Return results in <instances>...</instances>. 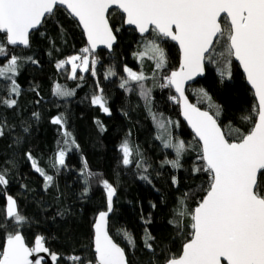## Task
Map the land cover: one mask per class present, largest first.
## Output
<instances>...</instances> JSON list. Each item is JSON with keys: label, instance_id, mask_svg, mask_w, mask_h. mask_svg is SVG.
Instances as JSON below:
<instances>
[{"label": "trees", "instance_id": "16d2710c", "mask_svg": "<svg viewBox=\"0 0 264 264\" xmlns=\"http://www.w3.org/2000/svg\"><path fill=\"white\" fill-rule=\"evenodd\" d=\"M109 22L117 37L113 54L89 52V71H76L75 79L67 63L64 67L58 64L82 55L87 45L79 25L63 9L47 17L31 35L30 47L6 45L7 55L0 56V66L12 55L21 58L15 75L20 94L12 96L17 104L9 108L0 103V124L4 126L0 171L6 169L8 180L7 185H0V223L7 224L0 228V251L8 232L19 231L28 247L43 237L50 252L60 256L59 264H74L68 259L73 255L81 257L82 264L94 263L93 225L98 214L108 211L103 180L116 189L109 233L125 250L129 264H166L170 257L181 255L184 242L191 238V212L206 194L210 174L193 171L204 167L202 149L181 120L173 90L160 86L166 83L165 75L178 69L179 50L154 33L138 37L133 29L124 27L116 10L109 14ZM221 23L223 26V19ZM150 39H155L167 55L163 71L155 67L151 56H140L143 43ZM230 59V78L220 75L222 61H206L205 78L188 89V97L212 113L230 142H239L253 129L258 108L238 65L233 57ZM126 68L147 78L140 83L150 89L149 101L140 95L136 81L120 87L128 77ZM109 71L116 75L109 76ZM56 85L74 95H55ZM9 87L10 81L0 80V100L9 98ZM98 89H103L110 114L92 103ZM56 116L66 121L74 144L65 143L68 138L61 126L52 123ZM155 121L165 125L162 130L169 142L184 143L181 154L160 143ZM125 142L132 149L129 165L123 163L121 146ZM61 150L65 152L63 166L57 163ZM28 153L46 175L53 177L51 184L33 167ZM172 161L180 166L173 167ZM8 196L16 201L19 214L26 217L19 227L6 219ZM180 211L187 214L181 217ZM177 221L182 227L177 228Z\"/></svg>", "mask_w": 264, "mask_h": 264}, {"label": "snow or ice", "instance_id": "6c2138e0", "mask_svg": "<svg viewBox=\"0 0 264 264\" xmlns=\"http://www.w3.org/2000/svg\"><path fill=\"white\" fill-rule=\"evenodd\" d=\"M57 6H65L69 15L78 19L83 26L90 46L82 49L84 54L99 44L111 48L115 42L113 26L108 19L109 9L119 11L123 23L135 26L141 34L151 36L154 33L156 38L175 41L179 45L182 53L180 67L165 75L163 79L166 83L160 86L174 87L183 101V115L202 142L200 158L205 162L203 168L193 171L208 172L210 185L191 212V238L184 242L182 254L170 257L166 264H264V0H0V34L4 37L0 40V56L7 55L6 45L30 47V33L47 17L53 16ZM221 41L224 43L217 51ZM146 48L155 60V67L163 71L167 66L164 49L155 39H150ZM143 55L140 54L141 58ZM231 57L242 65L259 100L258 122L239 142L226 139L213 115L189 103L184 95L186 81L203 73L205 61L211 63L214 58L217 63L222 61L220 75L230 78ZM20 59L12 55L0 66V80L10 81L9 98L0 100V103L9 108L17 104L12 96L20 94L15 80ZM66 63L71 65L73 79L76 78L77 68L89 71L88 55L69 57L67 61H61L58 67H64ZM125 71L128 77L120 87L125 88L131 81H136L140 86V95L149 101L150 89L140 83L147 79L144 74L127 68ZM108 75L115 76L116 73L109 71ZM128 90L131 91V88ZM201 92L207 97L206 92ZM55 95L66 97L74 93L56 85ZM172 99L176 100V97ZM92 103L110 114L103 89H98ZM33 115L39 116L38 113ZM52 123L61 126L63 135L68 138L65 143H75L62 116L54 117ZM161 127L165 125L161 124ZM3 135L4 126L0 124V137ZM164 146L175 148L178 155L185 147L182 141L178 144L165 142ZM121 149L123 163L129 165L132 163V149L127 142ZM27 156L36 171L51 184L53 177L38 167L31 153ZM57 163L60 166L65 164L63 150L57 155ZM170 163L173 167L180 166L178 161ZM5 173L6 169L0 171V185L8 184ZM101 183L107 190L108 212H111L116 189L107 180ZM108 212H101L94 225L98 264H129L125 250L108 235ZM186 214L184 211L178 213L181 217ZM5 216L17 227L26 221V217L19 214L16 201L11 196L7 197ZM175 223L177 228L182 227L178 221ZM4 227L7 224L0 223V228ZM125 235L134 245L131 237L127 233ZM146 246L152 250L150 243ZM41 252H49L44 246L43 237H38L35 247L30 248L19 231L8 232L6 246L0 251V264H41L43 257L35 261L30 259ZM50 255L52 261L58 259L56 254ZM68 259L74 264H82L79 256L73 255ZM87 264H91V261Z\"/></svg>", "mask_w": 264, "mask_h": 264}, {"label": "water", "instance_id": "95a60500", "mask_svg": "<svg viewBox=\"0 0 264 264\" xmlns=\"http://www.w3.org/2000/svg\"><path fill=\"white\" fill-rule=\"evenodd\" d=\"M57 9H63L64 11H66V12L69 14V11L66 9L65 6H57ZM112 11H114V9H109V14H110ZM116 11H117V10H116ZM118 12H119V11H118ZM119 13H120V12H119ZM120 14H121V13H120ZM69 16H70L75 22H77V24L79 25L80 30L82 31V33H83V35H84V38H85V42H86L87 47H90V46H89L88 39H87L86 32H85L84 29H83V26L78 22V19L74 18V17L71 16V15H69ZM108 19H109V17H108ZM222 19H223V17H222ZM221 21H222V20H221ZM43 23H44V22H43ZM43 23H42L37 29L33 30V31L30 33V37H31V35H32L33 33L37 32V31L41 28V26L43 25ZM109 23H110V22H109ZM110 25H111V24H110ZM124 27H125L126 29H133V30L136 32V34L138 35V37H140V38H145V37H148V36H149L148 33L141 34V33L135 28V26H130V25H127V24L124 23ZM113 31H114V30H113ZM114 35H115V32H114ZM115 36H116V35H115ZM30 37H29V38H30ZM165 40H168V39H165ZM168 41H169L170 43L174 44V45L178 48V50H179V53H180V63H179V67H180V64H181V62H182V53H181V50H180V48H179V45H178V43L175 42V41H171V40H168ZM116 45H117V37H116V40H115V42L113 43V45H112L111 48H108L107 46H105V45H103V44H99V45H97V47H96L95 49H90V53L93 54V55H96V54H98V53H100V52H105V53H107V54H109V55H112L113 52H114V48H115ZM8 46L11 47V48H20V49H27V48H28V47H23V46H12V45H8ZM233 59H234V62L238 65V67H239V69H240L242 75L244 76L247 86L250 88V90H251L252 93L254 94V97H255V100H256V103H257V108H258V111H259V100H258V97H257L256 94H255V89L252 87L251 83L248 81V79H247V73H245V71H244L242 65H240L239 61L236 60L235 57H233ZM205 64H206V61H205V63H204L203 73H202L201 75H197V76H195V77H194L193 79H191V80L186 81V83H185V85H184V95L187 97L189 103L195 105V106H196L197 108H199L201 111H208V110H205V109L200 108L199 106H197L196 104H194V103L190 100V98L188 97V89H189L190 87H192V86H195L200 80H203V79L205 78V75H206V67H205ZM179 67H178V69H179ZM178 69H177V70H178ZM175 71H176V70H175ZM171 89L173 90L174 94L176 95L177 100L179 101V110H180V117H181V120L185 123V125L187 126V128L189 129V131L191 132V134L194 136V138L197 140V142L199 143V145H200V147H201L202 142L199 140V137L196 135L195 131L192 129L191 125L188 123L187 119H186V118L184 117V115H183V101L180 100V98H179V94L175 91V88H174V87H171ZM208 112H209L210 115H212V113H211L210 111H208ZM213 117H214V116H213ZM214 118H215V117H214ZM215 119H216V118H215ZM216 120H217V119H216ZM257 122H258V115H257L256 123H257ZM217 123L219 124L218 121H217ZM256 123H255V124H256ZM219 126H220V125H219ZM220 128H221V126H220ZM221 131L224 133V131H223L222 128H221ZM224 134H225V133H224ZM225 137H226V136H225ZM226 139H227V138H226ZM201 149H202V147H201ZM204 163H205V162H204ZM262 171H264V170H262ZM114 200H115V195L113 196V200H112V210H111V212L105 211V212H108V216H107V231H108V235H109L110 237H111V235H110V233H109V220H110V217H111V215H112V213H113V203H114ZM98 217H99V214H98V216L96 217V220H95V222H94V225H95V223L98 221ZM94 225H93V233H94V236H93L92 244H93V252H94V254H95V262H94V263L91 262V264H98V261H97V255H96V252H95V227H94ZM111 239H112V241H113L115 244H117V243L114 241V239H113L112 237H111ZM35 241H36V240H35ZM24 242H25V240H24ZM25 244H26V243H25ZM117 245H118V244H117ZM5 246H6V241H5L4 247H5ZM44 246L46 247L45 243H44ZM118 246H119V245H118ZM32 247H35V243H34V245H33ZM32 247H30V248H32ZM119 247H121V246H119ZM46 248H47V247H46ZM121 248H122V247H121ZM50 253H51L50 250H49L48 253H43V252H41V253H36V254L33 255V257H30V259H32L33 261H35L36 259H38V258H40V257H43V260L41 261V264H59L60 256L56 254V255L58 256V259H57L56 261H52V260H51V255H50ZM181 254H182V253H181Z\"/></svg>", "mask_w": 264, "mask_h": 264}, {"label": "rangeland", "instance_id": "374dc122", "mask_svg": "<svg viewBox=\"0 0 264 264\" xmlns=\"http://www.w3.org/2000/svg\"><path fill=\"white\" fill-rule=\"evenodd\" d=\"M149 41V40H148ZM148 41H145L144 43H143V57H148V56H152V54H151V52L150 51H148L147 50V48H146V46L148 45ZM155 42L157 43V41L155 40ZM159 44V43H158ZM83 55H88V57H89V62H90V55L89 54H82V55H80V56H83ZM77 63H79V61H77ZM67 66H69L70 68H71V65L70 64H67ZM78 70H80L81 72H85V71H83L82 70V68H77V71ZM137 73V72H136ZM128 74V73H127ZM97 106H99V105H97ZM215 112V115H216V111H214ZM106 114H108V113H106ZM161 122H158V121H155V125L157 126V128L159 129V131H158V135H157V138H158V140L160 141V143L162 144V145H164L165 144V142H169V139H168V137L165 135V133L163 132V128L161 127Z\"/></svg>", "mask_w": 264, "mask_h": 264}]
</instances>
